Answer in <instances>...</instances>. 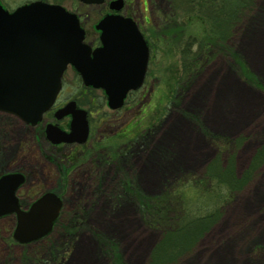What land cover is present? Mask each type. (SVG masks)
<instances>
[{
  "label": "rangeland",
  "instance_id": "1",
  "mask_svg": "<svg viewBox=\"0 0 264 264\" xmlns=\"http://www.w3.org/2000/svg\"><path fill=\"white\" fill-rule=\"evenodd\" d=\"M124 1L138 21L147 14L144 0ZM64 2L86 13V25L99 17L96 5ZM149 4L156 48L142 87L111 110L68 69L56 102L75 99L90 113L91 144L98 133L133 131L125 150L118 140L85 156L88 146L56 148L43 124L0 112V174L24 175L22 204L44 191L63 201L37 242L17 244L15 218H0V264H115V254L122 264H264V0L230 27V54L208 55L190 37L200 38L201 21L168 0ZM160 241L165 256L155 263Z\"/></svg>",
  "mask_w": 264,
  "mask_h": 264
},
{
  "label": "water",
  "instance_id": "2",
  "mask_svg": "<svg viewBox=\"0 0 264 264\" xmlns=\"http://www.w3.org/2000/svg\"><path fill=\"white\" fill-rule=\"evenodd\" d=\"M121 4L122 0H114L110 8L118 11ZM78 24L76 15L59 5L36 1L8 12L0 4V111L35 124L53 103L68 63L85 85L103 88L107 106L113 109L123 104L129 90L140 86L148 49L134 21L107 13L96 25L102 46L92 51L83 42L84 32ZM66 114L72 117L70 131L48 124L47 138L52 143L83 142L88 132L86 112L70 101L54 113L56 118ZM22 181L18 172L0 176V216L15 213L12 237L26 243L51 230L62 202L47 191L28 209H20L14 191Z\"/></svg>",
  "mask_w": 264,
  "mask_h": 264
},
{
  "label": "flooded vegetation",
  "instance_id": "3",
  "mask_svg": "<svg viewBox=\"0 0 264 264\" xmlns=\"http://www.w3.org/2000/svg\"><path fill=\"white\" fill-rule=\"evenodd\" d=\"M16 1H19V3L15 4L13 7H11V5L8 6V5L4 4L1 0H0V3L2 4V6L5 9H7L8 11H11V10H13L14 8H16L18 6H21V5H24V4H28L30 2H34V1H45V2H48V3L55 4V5L56 4L61 5L67 11L75 13L76 16L78 17V20H79V24L78 25H80L82 27V29L84 30V34H83L84 35V38H83V41L89 46L90 50H93L94 48L101 46V44H100L101 43V41H100V34H99L100 33V30L96 28V25L98 24L99 20L104 15H106L107 13H114L115 12L114 10H111L109 8V3L108 2H110L111 0H104V2H102L100 4H86V3L80 2L79 0H76L77 4H80V5H86V6H95L96 5L97 7H100V10H99L100 13H98L99 14V17L97 19H95V21H90V23H88L86 25V23H85L86 21H82V17H81V16H86V13H83V14L81 12H77L76 13V11H72V10L68 9L65 5H63V4H65L64 0H16ZM149 3H150V0H144V8H145V11H147V14H145V16L143 18L139 19V21L134 16H132L131 14H128L127 12H125V9H127V6L128 5H127V3L124 0L122 2V8L119 11V13H121V14H123L125 16H130L134 20L137 28L139 29V32L142 33V36H143V38L145 40L146 46L148 48V53H149L148 54V60L146 62L147 63L146 72H148V70H149L150 62L152 61V58L154 57V52L153 51H155V48H156L155 45H154V42H153L154 41L153 33H154V27H155L154 26V22H153L154 20H153V17H152L153 12L150 11L151 9H150V4ZM89 55L91 56V53ZM65 67H66L65 68V71H67L69 69V70L73 71L75 74H77V72L75 71V69L73 68V66H70V65L68 66L67 65ZM65 71H64V73H65ZM146 72H145V76H144L143 82L145 81V77L147 75ZM81 86H83L84 89H94V88H92L90 86L89 87H86L83 84ZM74 101L76 102V107H78V108L80 107L81 108V106L78 104V102L75 99H74ZM104 101L106 102L105 97H104ZM63 104H61V106ZM61 106L59 105V106H53V107H51V110L49 111V112H51V115L48 118H46L44 116L45 118H44V123L43 124L48 123V122H55L56 121V123L58 124V126L62 130L68 131L69 130V121H70V118H71L70 115L63 116L59 120H55L54 117H53L54 116L53 115V111L56 108L61 107ZM89 116H90V113L87 111V116L86 117L88 118V128H89V131H88V136H87L85 142L82 143V144H79V143H70V144H63V145L60 144V145H62L64 147H70L68 149H70L72 151H75L76 148L88 146V147H86L85 150L82 149V154H83V156H85V155H87L88 152H95L98 149H99V152H102V150H103V152L106 153L104 151V148H106V147H104V145L106 144V142L108 140H110V142H112V141L117 142V140H118L119 142H117V143H121L120 145H124V146H121V147H124V150H125L126 147H127L125 145H127L129 142H131L134 139V136L135 135L129 136L131 133H134L131 130H130L129 135L127 134V135H124V136L122 135V132H120L117 135L111 136V137L105 136L104 133H98L95 136L96 137L95 141H93L92 144H91V139L93 138L92 137V133H94V131L91 128V123H90V117ZM127 129L129 130V128H127ZM43 135H44V132H43ZM112 137L115 140H113ZM124 140H127V141H124ZM126 142H127V144H126ZM58 145H54V146L56 148H58ZM121 147H118L115 150V152H119V148H121ZM109 151H111V150H109ZM71 157L74 160H77L79 158V156L77 157V159L74 158L76 156H74V157L71 156ZM104 157H105V155H104ZM92 158H94V157H92ZM94 159L96 160V162H98L100 160L99 157L98 158H94ZM105 159H106V157H105ZM125 183H127V181ZM18 198L20 200V197L19 196H18ZM21 202L22 201H20V204H21ZM29 203L30 202L28 201L27 204L24 203L23 205L22 204L21 205H22L23 208H27V206L29 205Z\"/></svg>",
  "mask_w": 264,
  "mask_h": 264
},
{
  "label": "trees",
  "instance_id": "4",
  "mask_svg": "<svg viewBox=\"0 0 264 264\" xmlns=\"http://www.w3.org/2000/svg\"><path fill=\"white\" fill-rule=\"evenodd\" d=\"M168 1H169L170 9L175 11V9L179 8V10H182L185 13H187L190 16V18L188 17L189 18L188 21H194V20H197L199 22L201 21L202 27H200L201 29L198 28L200 29V36H199L200 38L198 39V35L196 34L190 35V37L193 38L195 42L197 41L198 47L200 48L199 49L200 52H198L199 55H203V54L208 55L214 52L215 50L223 54H230L229 50H226L225 45L223 44V42H225L226 39L225 37L228 36V33L230 32L229 31L230 27L233 25V23H235V21L241 18L243 12L246 9L249 10L253 8V5L255 4L256 0H232V2L234 1L233 2L234 4L230 7H228L229 6L228 4H230L229 0H168ZM170 16L171 18L173 17L172 13ZM175 20L177 21V19ZM176 24H174L175 25L174 27L177 26ZM184 28L185 27L182 26L180 29L178 27L176 30L182 31V29ZM228 179L234 181L233 177L231 176H229ZM145 199L149 201L151 198L147 196V198ZM60 215L62 217V212ZM60 219L61 218L59 217L58 220H56L55 226L58 224ZM163 245H164V241H160L159 244L156 245L155 249H153L152 251L151 257L155 263L162 262V258L163 256H165L162 251ZM169 258L170 257H167V259ZM114 259L116 261L115 264H122L121 259H119L118 255L115 254Z\"/></svg>",
  "mask_w": 264,
  "mask_h": 264
},
{
  "label": "bare ground",
  "instance_id": "5",
  "mask_svg": "<svg viewBox=\"0 0 264 264\" xmlns=\"http://www.w3.org/2000/svg\"><path fill=\"white\" fill-rule=\"evenodd\" d=\"M74 142H77V141H74ZM79 143H81V142H79Z\"/></svg>",
  "mask_w": 264,
  "mask_h": 264
}]
</instances>
